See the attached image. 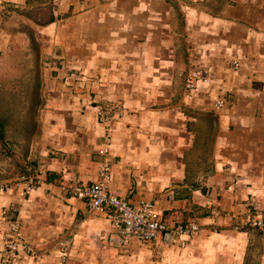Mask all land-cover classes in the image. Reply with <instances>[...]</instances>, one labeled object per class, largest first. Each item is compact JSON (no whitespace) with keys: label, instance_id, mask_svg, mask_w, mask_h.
I'll use <instances>...</instances> for the list:
<instances>
[{"label":"crops","instance_id":"1","mask_svg":"<svg viewBox=\"0 0 264 264\" xmlns=\"http://www.w3.org/2000/svg\"><path fill=\"white\" fill-rule=\"evenodd\" d=\"M12 7L32 19L5 18ZM0 10V73L23 75L19 88L34 112L28 128L17 124L13 143L22 170L42 174L27 196L22 185L0 191V241L17 220L35 246L70 240L68 264H220L222 249L225 264H264L261 238L235 229L251 203L264 210V0H0ZM15 19L41 36L14 34L12 23L22 27ZM46 56L62 67L46 68ZM194 66L205 74L188 94L182 84ZM11 81L9 104L19 98ZM104 109L110 117L101 124ZM105 156L112 194L130 206L157 203L168 226L216 233L120 249L106 217L61 187L98 181Z\"/></svg>","mask_w":264,"mask_h":264},{"label":"rangeland","instance_id":"2","mask_svg":"<svg viewBox=\"0 0 264 264\" xmlns=\"http://www.w3.org/2000/svg\"><path fill=\"white\" fill-rule=\"evenodd\" d=\"M47 4H49V3L46 2L45 7L50 6V5L47 6ZM1 10H0V17H2L1 13L3 12ZM40 13H41V17H42L41 18L42 25H45V23L49 20V9L43 10ZM11 16H13V17L17 16L16 18H18L19 16L20 17L26 16L28 19H32V18H30L31 17L30 14L26 15L23 13V10L19 11L15 7H12L10 14L5 13V18L11 17ZM16 20H19V19H15V21ZM16 22H18V21H16ZM20 23L22 24L21 28L16 27L15 23L14 24L12 23L11 29H14L13 30L14 34H17V31L19 32L20 30H22L21 33L23 34V36H27V37L37 36V35L41 36V33L40 34L36 33L35 29H31L29 27V25L22 23V21H20ZM42 36H44V38H48V36H45V35H42ZM16 45H20V42H16ZM30 48H31V46H29V45L26 46V49H29V51H31ZM48 48L52 49L50 47V44L48 45ZM18 56L19 55H16V59L18 58ZM48 57L46 56V58H44V60H45L44 63H46V65H45L46 68H50L51 70H56V68L62 67V60L63 59L55 57V58H51L50 60H48L49 59ZM1 74L3 75L4 73H0V75ZM191 74L193 75V77H190ZM204 74L205 73H203V71H201V69L198 66H194L192 71H187L185 79H184V83L182 84V89L184 90V92H187L189 94L193 90H195L196 85L201 81L202 75H204ZM64 75L66 76V75H68V73H65ZM79 75H80L79 72L78 73L74 72V74H71V78H73V77L76 78V76L79 77ZM22 76L18 77L17 72L16 73L7 72L3 75V77L0 78V92H2V97H3L1 99V96H0V124H1L0 127L2 128L0 130V133H3V135H2L3 139H0V188H2V191H4L7 188H11L12 185L14 186V184L18 188H19V185H22L21 190L23 192V195L27 196V195H29V193L33 189V187H35L36 185H39L38 183H40L39 182L40 176H42V174L39 173V171H36L33 173H28L29 172L28 171L27 173H25V171L22 170V168H24V170H25L24 159H23L24 156H23V153L19 150V148H15L17 146V143H13L17 138H19L16 135V133L20 131L19 130L20 127H16L17 124L20 123L22 127L24 125H26V128H28V126L34 122V112L30 113L31 112V108H30L31 104H30V99L28 98L29 96L28 97L26 96V92L24 91V89H22L21 87L19 88L20 83L24 80V77H22ZM58 76L60 77V75L56 72V74H54L53 78H56L59 81L61 79H63V81H65V80H67L66 77H68V76H66V77L64 76V78L60 77L61 79H59ZM68 78H70V77H68ZM81 78H82V76L80 75V79ZM86 79L88 80L89 78H86ZM3 80H4V82H3ZM73 80H74V82H77L78 79H73ZM8 81H11V83L14 82V84H13L14 86L11 84L13 87L10 90V92L12 94H18L19 95V98H17L15 100V102H12V104H9V101L6 99L7 97L5 98V96H4V91L7 92L5 85L8 84ZM189 81H191V84H189ZM187 84L189 87H186ZM7 94L9 95L8 92H7ZM223 100H225V98L220 99L217 102L221 101L222 105H223V102H224ZM217 102L214 105V110L219 111L222 108L216 106ZM25 104H27V105H25ZM109 104H110V107L109 106L108 107L110 108L109 110L111 112H113V111L115 112V111L119 110V105L113 104L112 102H109ZM109 110H105V109H104V111L99 110L98 113H100L99 115L101 118H103V113L106 116L105 119H103V121L100 122L101 124L106 123L108 117H110ZM106 112H108L107 115L105 114ZM35 113H36V111H35ZM108 128L109 127L106 126V129H108ZM103 142H104V145H106V147L101 149V151L98 152L102 156L107 155L109 153V150H110L109 146H111L110 137H106V139H104ZM8 145L10 147H8ZM107 157L108 156H105L104 158H107ZM107 159H103V161H102V165L100 166V169H99V179H100L101 173L106 169L107 174L109 175L108 178L110 180V161H109V158H107ZM28 163H29V161H27V164ZM93 183H95V182H93ZM81 185H84V184L76 182L73 185H69V186L62 185L61 187H62V190H64L68 195H71L70 188L73 186L76 187V186H81ZM72 197H74V196H72ZM86 204L89 208L88 203H86ZM155 204L157 205V203H155ZM88 210L90 213H92L90 208ZM213 214L216 215L217 213L213 212ZM8 221H10V220H8ZM180 224H182V223H180ZM184 225H187V224H183V226ZM20 228H21V223L20 222L18 223L17 220L10 221L8 223L7 232L5 231V235H4V237H2L3 239H1V241H0V264H38V262L40 263V261H43V260H45L44 262H47L48 264H50V261L52 258L55 259V262H56L55 264H68V256H69V252H70V248H71V242H69L70 240L58 241V242H55L54 245L49 244V245L45 246L46 248L43 246L38 247V246H35V245L29 243L28 241H26L23 238V235H22ZM237 230H240V229H237ZM207 232H208L207 234L201 232L198 235L190 236L188 238L187 237L186 238L180 237V238L176 239L175 243L181 242L183 239H193L196 236H197L196 238L204 237V236L208 237L211 235V233H216V231H214L213 229L211 232L210 231H207ZM18 233L20 235V238H16ZM249 233L252 234L251 232H249ZM217 234H220V233L217 232ZM113 237H114V233H113ZM217 238H218V243L221 244L223 238H221L220 236ZM114 240H115L116 244L118 245V247H120V249H122V250L127 249V247L130 245L129 244L127 246H122V245H119V243L116 241L115 237H114ZM134 241H137V240H134ZM248 241H250L252 244H255L256 241H258V238L256 236H249ZM183 242L186 243V241H183ZM12 246L15 247V249H13ZM57 247H58V249H57ZM53 249H54V253H51L50 250H53ZM12 250H14V251H12ZM218 255L220 258V264H225L226 262H228L227 258L230 257L229 250L222 249V251H219ZM22 256L31 257V261L30 262L24 261ZM162 257H164L163 254H161V253L156 254V257L154 259L155 262L161 263ZM221 260H223L224 262L222 263Z\"/></svg>","mask_w":264,"mask_h":264},{"label":"built area","instance_id":"3","mask_svg":"<svg viewBox=\"0 0 264 264\" xmlns=\"http://www.w3.org/2000/svg\"><path fill=\"white\" fill-rule=\"evenodd\" d=\"M190 77L193 75L191 74ZM186 87H189L188 84ZM216 106L222 108V102H217ZM108 182L109 178L105 169L97 182L73 186L70 188V193L76 199L88 203L93 214H102L107 218L119 245L127 246L134 240L142 244H150L159 236L167 238L170 242H176V239L180 237L188 238L202 232L201 226L194 223L184 226L177 223L168 226L162 220L161 212L155 203L141 202L137 206H130L126 200L118 198L109 191ZM250 209L249 216L235 229L257 234L264 243V210L256 204H251ZM16 238H20L19 233Z\"/></svg>","mask_w":264,"mask_h":264},{"label":"bare ground","instance_id":"4","mask_svg":"<svg viewBox=\"0 0 264 264\" xmlns=\"http://www.w3.org/2000/svg\"><path fill=\"white\" fill-rule=\"evenodd\" d=\"M114 117V116H113ZM103 121V120H102ZM105 121V120H104ZM105 124V123H104ZM106 128V127H105ZM110 143V142H109ZM101 151V150H100ZM108 152V151H107ZM103 169V168H102ZM101 171V170H100ZM33 172V171H32ZM41 173V172H40ZM109 176V175H108ZM27 180V179H26ZM34 180V179H33ZM7 184V183H6ZM34 185V184H33ZM3 186V185H2ZM32 189V188H31ZM0 193H2V192H0ZM24 196V195H23ZM10 225V224H9ZM16 226V225H15ZM10 231V230H9ZM251 238V237H250ZM260 242H261V240H260ZM13 247V246H12ZM14 256V255H13Z\"/></svg>","mask_w":264,"mask_h":264}]
</instances>
